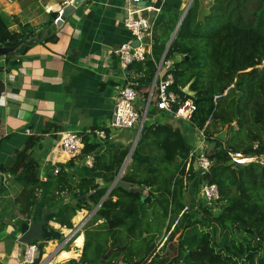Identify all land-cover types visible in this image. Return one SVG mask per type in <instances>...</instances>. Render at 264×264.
<instances>
[{"label": "trees", "instance_id": "1", "mask_svg": "<svg viewBox=\"0 0 264 264\" xmlns=\"http://www.w3.org/2000/svg\"><path fill=\"white\" fill-rule=\"evenodd\" d=\"M182 5L183 0L155 3L161 12L152 50L145 60L133 62L130 70L138 74L133 79L138 83L136 105L140 111L151 96L148 116L157 106L159 89H152V84L158 64L164 55L165 60H174L169 70L174 77L171 88L191 96L197 105L191 123L209 137L214 160L210 170L201 173L194 163L187 166L192 148L180 127L171 121L146 120L131 162L120 178L139 187L140 192L115 185L107 194L130 152L129 145L107 140L109 152L101 153L102 144L92 143L85 136L83 155L95 154L92 169L103 172L104 183L84 177L73 184L64 167L44 182L39 176V163L30 153L40 137L30 136L12 164L1 167L24 185L21 196L11 198L6 181L0 182L1 221L19 226L30 219L39 202L37 194L46 187L42 207L54 211V221L67 228L74 227L72 219L77 211L99 205L84 229L85 242L78 264H99L102 259L116 264H264V160L259 159L264 156V0H213L203 17L200 0H193L166 52L184 12ZM56 16L47 23L46 35L17 16L13 20L19 23L20 31L11 30L9 18L0 13V46H13L33 37L57 41ZM29 46L22 44L5 55L10 67H19L21 59L16 56ZM186 86L192 95L183 90ZM48 125L50 129L58 128L50 121ZM225 126L229 132L222 141L216 133ZM232 153L258 159L229 164ZM192 180L197 189L203 183L218 186L217 210L205 202L188 208L186 190ZM66 192L73 198L88 197L76 204L65 203ZM144 194L147 196L143 198ZM17 209L25 216L20 217ZM167 220L168 237L157 250L156 235ZM175 238L176 253L168 258L162 252ZM34 242L40 248L36 260L39 264L46 243ZM81 242L82 235L76 240L79 246Z\"/></svg>", "mask_w": 264, "mask_h": 264}, {"label": "crops", "instance_id": "2", "mask_svg": "<svg viewBox=\"0 0 264 264\" xmlns=\"http://www.w3.org/2000/svg\"><path fill=\"white\" fill-rule=\"evenodd\" d=\"M71 1L0 0V13L9 18L11 30L20 31L19 23L13 20V16H17L22 23H29L46 34L49 20L56 14L58 19L63 8ZM144 1L149 6L155 5V0ZM192 2L188 1L186 5V0H183L184 11ZM200 4V15L203 17L209 12L211 4L208 9L204 0H200ZM126 5L127 0H85L61 27L55 25L57 41L46 42L42 37L16 56L21 59L19 67H10L5 55L0 57V84L3 86L0 93V182L6 181L9 197H20L24 185L1 167L8 168L12 164L16 152L24 147L30 136L40 137L30 153L39 163L42 181H49L57 175L56 169L64 167V171L71 175L73 184L84 177H94L97 182L104 183L103 172L94 171L87 165L85 155H70L64 151L60 132L65 129L84 132L109 125L116 101L115 85L124 80L118 58L109 49L132 38L131 32L123 25ZM51 30L54 28L51 27ZM151 50L152 45L149 47ZM130 73L132 79L138 76L133 70ZM183 90L188 95L193 94L189 86ZM150 116V122L171 121L181 129V123L167 118L169 115L157 106ZM48 121L58 128L50 129ZM114 134L112 141L128 144L129 136ZM89 141L99 142L94 136H89ZM100 143L99 152L108 153L110 144ZM207 146L211 151V145ZM45 192L46 187L39 190V202L33 207L31 218L26 220H41L44 213L50 212L41 205ZM63 195L64 198H73L67 192ZM17 212L20 217L25 216L20 209ZM95 212L89 216L91 212L88 215V209L77 211L72 219L73 228L55 221L50 227L53 231H61L64 239L44 241L46 245L41 261L44 264H63L76 260L78 264L85 242V227L77 228L82 220H89ZM80 235L82 242L79 246L76 240ZM20 236V229L14 222L0 220V264H21L25 244L19 241ZM69 237L70 240L65 243Z\"/></svg>", "mask_w": 264, "mask_h": 264}, {"label": "built area", "instance_id": "3", "mask_svg": "<svg viewBox=\"0 0 264 264\" xmlns=\"http://www.w3.org/2000/svg\"><path fill=\"white\" fill-rule=\"evenodd\" d=\"M144 0H127L126 14L123 19V25L131 32L132 38L130 41L116 47H111L109 52L117 56L119 68L123 73L124 80L115 85L116 101L114 112L111 121L107 127L96 128L90 131H77L65 129L60 132V143L65 152L70 155L83 154L85 147V136L95 137L99 142H106L114 138L115 130L126 128H137L141 125V119L145 110L140 111L137 108V82L130 77V66L135 61L146 59L147 53H150L149 47L153 44V33L156 26V21L161 7L149 6L143 2ZM160 0H155V3ZM163 1V0H162ZM187 9V8H186ZM151 10L153 12L151 13ZM57 20V19H56ZM56 22V21H55ZM139 40L138 45H133V41ZM174 60L160 61L157 67L152 89L157 86L159 89L157 107L165 110L175 119H182L191 122L196 111L197 105L191 96L181 95L174 91L171 86L174 82V77L169 70L172 68ZM218 96H216L217 98ZM201 140L199 145L192 149L188 159L187 166L193 163L198 164V170L205 173L210 170L214 160L209 155V137L204 130H200ZM232 158L240 163L250 162V159H238L244 157L241 153H232ZM87 165L93 167L95 163V154H85ZM256 157V156H255ZM255 160V159H254ZM253 161V160H252ZM59 170L56 169V172ZM124 172V170H123ZM122 172V173H123ZM219 197V188L214 183H204L201 188V201L211 206L212 210H217L215 201ZM88 220L84 219L78 225L77 230L83 228ZM70 240V237L65 240V243ZM40 257L39 244L34 241L30 244H25V253L21 259V264H36V260ZM39 264H44L40 262Z\"/></svg>", "mask_w": 264, "mask_h": 264}, {"label": "water", "instance_id": "4", "mask_svg": "<svg viewBox=\"0 0 264 264\" xmlns=\"http://www.w3.org/2000/svg\"><path fill=\"white\" fill-rule=\"evenodd\" d=\"M85 0H72L70 3H68L62 10V13L61 15L59 16V18L56 20L55 22V25L57 27H61V25L63 24V22L66 20V18L80 5L84 2ZM144 3H146V1H143ZM191 4L188 5L187 9L183 12L178 24H177V27L175 29V31L173 32L172 36H171V39L168 43V46H167V49H166V52L168 51L170 45H171V42L172 40L174 39L175 37V34L188 10V8L190 7ZM41 39H39L38 37H33V38H30V39H21L19 40L15 45L13 46H0V57L3 56V55H6V54H9V53H13L15 52L22 44H31L35 41H39ZM139 44V40L135 39L133 41V45H138ZM165 60V55L164 57L162 58L161 62H163ZM150 101H151V96L149 97L148 101L146 102V105H145V110H144V113H143V116H142V119H141V125L137 131V134H136V138L130 148V152L121 168V170L119 171L117 177L115 178V180L113 181V183L111 184L110 188H109V191L107 194H109L110 190L115 186V185H118L119 187L125 189V190H129L133 193L135 192H140V188L139 187H132L130 185L129 182L127 181H123V180H120V177H121V174L125 168V165H126V162L128 161V158L131 157L135 147H136V144H137V141L139 139V136H140V133L142 131V128H143V125H144V122L146 120V116H147V113H148V110H149V105H150ZM228 132H229V127L228 126H225V128L223 130H221L220 132L216 133V137L219 138L220 140L222 141H225L227 139V136H228ZM213 154V150L211 149V151H209V155L212 156ZM254 159H250V161H252ZM237 162L235 159H230L229 160V164H233ZM195 167L196 169L198 168V164H195ZM147 195H143V198L146 197ZM88 197V195H80L78 196L77 198H72L70 199L69 196H65L64 198V202H72L73 204H76L79 200L81 199H86ZM99 205H97L90 213L89 216H91L97 209H98ZM54 217H55V212L54 211H50V212H46L42 215V219L41 220H36V221H30V220H24L18 227L20 229V232H21V236L19 238V241L23 244H30L32 243L33 241L35 240H38L40 242H44L46 240H48L49 238H54V239H60L62 237V233L61 231H53L51 229L50 226H53L55 221H54ZM63 264H77V261L76 260H72L71 262H66V263H63ZM99 264H116V263H106L105 259H102L101 260V263ZM120 264H124V263H120Z\"/></svg>", "mask_w": 264, "mask_h": 264}, {"label": "rangeland", "instance_id": "5", "mask_svg": "<svg viewBox=\"0 0 264 264\" xmlns=\"http://www.w3.org/2000/svg\"><path fill=\"white\" fill-rule=\"evenodd\" d=\"M191 2L192 0H186V5L187 2ZM212 0H204V4L206 5V9L209 8L210 4H211ZM185 4L182 5V8H185ZM153 109L151 108V111ZM151 111L149 112L150 114H148V116H146V120H148L150 122V115H151ZM169 115V114H168ZM170 116V115H169ZM167 117L169 119H174L177 120L178 123H181V130L183 131L185 137L187 138L188 143L191 145V148L194 149L196 148L201 140V135H200V130L199 129H195L192 125L191 122L186 121V120H182V119H175L174 117L170 116ZM145 120V121H146ZM163 120V118H161V121ZM214 127L211 129L213 130ZM216 130V129H215ZM115 132L123 134L125 136H129V140H128V144L130 147L132 146L135 138H136V134H137V128H126V129H120V130H115ZM208 144L211 145V143L209 142ZM244 156V155H243ZM253 158V159H258L257 157H251V156H244V157H240L238 159H248V158ZM130 158H128L129 160ZM260 160H264V156L259 158ZM131 162V159L128 161L127 166L125 168V171L127 169V167L129 166ZM123 175V173L121 174V176ZM121 178V177H120ZM204 184V183H203ZM201 184L199 186V188L197 189L194 180H192L191 182H189L188 188L186 190V203L189 209H193L196 208L199 205V202L202 200L201 199V188L202 185ZM147 191V190H146ZM91 212V210L88 209V215ZM92 218V217H91ZM91 218L86 222V224L83 227H86V225H89L91 222ZM151 218V215L150 217ZM83 221V220H82ZM168 225V220L166 221L165 227L163 225V230L160 234L156 235V239L155 242L157 244V250H159V248L163 245V243L165 242V240L168 237V233L166 232V226ZM56 231V230H54ZM66 237V235H64ZM61 239H64V237L62 236ZM141 243V240L139 239V245ZM176 246H177V238L173 239L165 248V250L162 252L163 254H165L168 258H171L172 256L175 255L176 253ZM144 249L142 250V253H144ZM141 253V254H142Z\"/></svg>", "mask_w": 264, "mask_h": 264}]
</instances>
